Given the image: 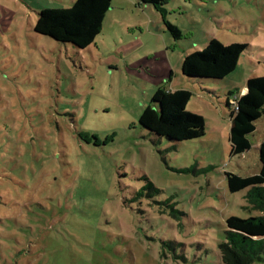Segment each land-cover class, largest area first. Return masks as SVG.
<instances>
[{
	"label": "rangeland",
	"instance_id": "rangeland-1",
	"mask_svg": "<svg viewBox=\"0 0 264 264\" xmlns=\"http://www.w3.org/2000/svg\"><path fill=\"white\" fill-rule=\"evenodd\" d=\"M37 1L71 4L0 0V264H222L225 219L262 215L225 173H258L264 115L232 155L225 102L264 77V0H112L85 49L34 32ZM211 38L248 47L221 80L184 76ZM169 90L182 139L158 130Z\"/></svg>",
	"mask_w": 264,
	"mask_h": 264
},
{
	"label": "trees",
	"instance_id": "trees-1",
	"mask_svg": "<svg viewBox=\"0 0 264 264\" xmlns=\"http://www.w3.org/2000/svg\"><path fill=\"white\" fill-rule=\"evenodd\" d=\"M138 3L151 4L160 9L161 0H136ZM68 7L37 8L34 32L48 36L58 43L71 44L85 49L94 43L101 30L105 14L112 0H73ZM168 31L177 37L179 30L166 22ZM245 43L224 45L211 38L202 50L185 54L181 63V73L187 77L221 80L231 73L247 49ZM238 94L235 108L230 111L229 141L232 155H241L251 148L248 138L255 131L256 121L264 115V77H250ZM239 92V93H240ZM233 91H228L225 104ZM189 98L184 91L163 93L160 133L165 132L171 139H182L187 134L179 123L181 109ZM260 168L258 173L240 176L226 172L227 187L230 192L247 189L245 199L250 209L262 213L260 216L240 218L229 216L225 219L224 240L218 244L222 264H253L261 260L264 251V140L258 146ZM149 185L152 186L151 182Z\"/></svg>",
	"mask_w": 264,
	"mask_h": 264
},
{
	"label": "crops",
	"instance_id": "crops-1",
	"mask_svg": "<svg viewBox=\"0 0 264 264\" xmlns=\"http://www.w3.org/2000/svg\"><path fill=\"white\" fill-rule=\"evenodd\" d=\"M71 1H73V0H71ZM35 3V5L34 6H27L28 8H31L32 10H36L37 8H40V7H42V8H47L46 6H45V3L43 4L42 2H40V1H37V2H34ZM52 5V7L51 8H59V7H54V5L55 4H51ZM34 10V11H35ZM172 91V90H171ZM245 91H246V88H243L242 90H241V92L240 93H238V94H244L245 93ZM256 129V128H255ZM251 142V141H250ZM251 146H252V144H251Z\"/></svg>",
	"mask_w": 264,
	"mask_h": 264
},
{
	"label": "built area",
	"instance_id": "built-area-1",
	"mask_svg": "<svg viewBox=\"0 0 264 264\" xmlns=\"http://www.w3.org/2000/svg\"><path fill=\"white\" fill-rule=\"evenodd\" d=\"M238 97L239 96H235L234 98H230V100H229V102L231 103V106L233 107V109L235 108V105H236Z\"/></svg>",
	"mask_w": 264,
	"mask_h": 264
}]
</instances>
